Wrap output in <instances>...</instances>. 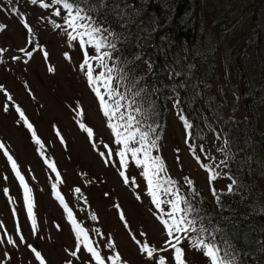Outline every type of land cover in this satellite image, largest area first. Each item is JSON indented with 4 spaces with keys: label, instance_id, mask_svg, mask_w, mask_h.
<instances>
[{
    "label": "rangeland",
    "instance_id": "rangeland-1",
    "mask_svg": "<svg viewBox=\"0 0 264 264\" xmlns=\"http://www.w3.org/2000/svg\"><path fill=\"white\" fill-rule=\"evenodd\" d=\"M162 1L166 3L168 0ZM41 2L48 3L49 8H41ZM191 2L199 8L208 35L197 43L195 50L197 55L216 60L215 70L208 65L205 77L219 100L217 105L222 107L226 115L235 113L238 108L234 88L227 87L230 75L226 72L223 60L225 46L249 25L248 15H255L258 30L254 32L252 41L256 42L248 43L250 49L239 56L246 74V79L242 75L241 88L250 84L254 85V89L260 88L259 101L264 100V7L247 9L252 0ZM51 3L52 0H38L37 5H32L30 0H0V26H4L0 28V143L12 154L31 190L38 228L33 234L23 188L12 168L7 169L0 153V240L11 238L19 243L16 234L19 225L27 244H31L46 258V264H66L68 261H72V264H88L90 257L86 251H81L78 257L70 255L76 245L72 224L75 219L68 215L65 209L67 205L68 210L72 206L79 219L90 229L89 239L97 246L102 257L119 253L122 260L117 261V264L125 261L127 264H154L138 250V244L129 235L132 232L137 240L154 249L161 248L165 240L163 227L156 221L150 205L143 197L147 192V181L125 183L111 166L102 162L79 132L73 115L77 108L84 114L85 124L98 139L108 143L112 141L101 116L99 100L87 88L78 72L81 58L70 46L71 39L63 25V10L59 8L60 16L54 15L58 7ZM14 7L17 9L16 14L12 12ZM212 11L217 18L211 14ZM137 15L136 36L140 38L142 35L141 45L149 47L148 36L154 32V21L141 11ZM25 22L33 28V36H29L23 26ZM251 23L254 24V21ZM56 24L61 27L57 29ZM30 40L33 43H29ZM22 48L25 51H21ZM27 52H31V57ZM258 55L260 60L256 64ZM178 57L187 70L182 49ZM8 103L19 106L18 119L11 111L4 110V104ZM168 108L165 131L158 148L163 162L162 176H170L183 189L184 180L190 179L201 197L212 203L211 187L216 193L224 194L228 191L229 181L217 179L209 183V174L204 167L197 165L196 160L203 165L206 159L218 155L222 149L221 139L215 137L210 123L203 124L202 121L197 137L198 142L204 141L206 152H197L195 158L190 156L184 127L174 111L172 100L168 101ZM21 113L24 115L21 116ZM236 116L239 119L243 113L239 111ZM25 121L32 125L31 129H24ZM255 124H258V135L264 140V101L257 110ZM33 132L36 133L35 138ZM34 139H39L41 144L37 145ZM258 153L254 178L264 194V151ZM48 164L58 167L60 178H64V187L56 179L57 170L53 172ZM80 165L87 176L103 184L91 189L94 202H89L90 193L76 176V168ZM68 186L80 189L90 203L88 208L81 206L83 201L65 189ZM102 192L109 195L106 200L100 198ZM57 193L66 203L61 204ZM121 216L125 219L122 220ZM27 244H20L19 248L7 243L0 244V264H38ZM5 252L8 253L7 257ZM164 254L169 257V253ZM187 260L189 264H206L199 254L192 251H187Z\"/></svg>",
    "mask_w": 264,
    "mask_h": 264
},
{
    "label": "trees",
    "instance_id": "trees-1",
    "mask_svg": "<svg viewBox=\"0 0 264 264\" xmlns=\"http://www.w3.org/2000/svg\"><path fill=\"white\" fill-rule=\"evenodd\" d=\"M75 2L87 11L96 24L102 27L103 36L115 42L114 49H106L111 52L113 58L107 60L106 63L108 67L113 69L114 84L117 83L118 73L124 76V79L119 81L121 84L120 91L124 93L125 97L120 101L124 105L120 112H124L125 109L132 112L139 122L140 130L148 131L150 139L155 136L157 148L150 150L151 156L159 157L162 162L158 148L168 119L169 100H172L174 111L179 117L182 127H184L185 143L188 145L190 156L195 158L197 152L201 154L206 152L204 141L198 142L197 132L202 121L203 124L210 123L215 137L221 139L222 149L218 155L206 159L203 165L211 168L216 174L215 181L217 179L229 181L228 191L224 194H218L215 191L216 195L214 196V188L211 187L213 202L208 203L201 197L193 183L191 187L188 185L189 179L184 180L183 189L179 182L170 179V176L164 178L161 171L158 172L157 178L161 181H172L171 188L173 190L179 189L180 193L186 196L192 205L199 210L203 217L204 227L209 230H218L214 233L217 235V243L220 242L219 237H225L231 242V251L236 258V264H264V194L257 186L254 178L257 165L256 156L259 151H264V140L261 135H258V124H255V122L257 123V110L264 100L259 101L260 88L254 89V85L251 84L241 88L242 75L246 79V74L239 61L241 53L244 55L250 49L247 44L256 42L252 41L254 32L258 30L255 15H248L249 25L245 26L236 37L233 36L225 46L223 60L226 72L230 75L227 78V87L234 88L238 108L235 113L226 115L221 109L222 107L217 105L219 100L215 97L210 81L205 77L208 65L211 66L212 70H215L216 60H210L204 55H197L195 50L197 43L201 39L207 38L208 35H206L205 20L202 18L199 8L191 0H168L166 3L162 0H75ZM51 5L54 4L51 3ZM56 6L63 10L62 5ZM263 7L264 0H252L247 9ZM139 11L145 16H151L154 21V32L148 36L149 47L141 45L140 38L143 37L142 35L140 38L136 36L138 31L137 12ZM63 13L65 17L64 10ZM211 14L217 18L214 11ZM252 21L254 24L251 23ZM63 25H65V19ZM66 32H71V29L66 28ZM72 35L77 34L72 33ZM70 46L81 58L78 64V72L87 88L96 97L95 85L90 86L86 76V68L81 67L85 60L84 50L81 48L78 39H71ZM181 49L185 56V64L188 66L187 70L179 62L178 55ZM88 51L92 56H95L91 47L88 48ZM259 60L260 56L258 55L256 64ZM89 64L93 66L94 76L102 71L107 72V68H102L96 60H89ZM100 87L101 92L104 93L103 85ZM137 92L139 95L134 96V93ZM104 95L109 105L114 104L113 100H109L107 93ZM133 99L135 100V107L140 109L139 112L134 111L133 107H129ZM4 106L5 111H11L17 119L19 118L17 115L18 105L8 103ZM239 111L243 113V116L237 119L236 114ZM100 112L109 132L108 135L112 139L111 143L98 139L95 132L85 124L84 114L81 110L79 109V115H77L74 109V120L79 132L102 159V162L111 166L121 179L123 177L120 173L123 171L129 178L128 184L133 183L134 180L146 182L142 167L135 163L130 152L126 154L124 166L121 167L120 159L115 153L122 150L123 146L114 142L113 133L107 126L108 118L103 115L101 109ZM119 114L117 112L111 121L112 123L119 124ZM185 121L189 125L187 128ZM81 125L83 128L80 127ZM26 127L27 124L24 123V129ZM87 129L93 131V137L87 136ZM109 151L113 155L109 158V163L106 164L105 158L100 153L103 152L107 156ZM5 152L12 156L6 147L0 148L5 165L9 169L11 163L4 154ZM139 158L142 160L143 155L141 154ZM196 161L198 163L196 164L202 168L201 162ZM55 168L61 174L58 167L55 166ZM204 168L209 174L206 167ZM76 176L80 180V184L90 193L89 202H94V194H91L90 191L92 188L97 189L103 186V184L87 176L81 165L76 168ZM57 181L64 187V178ZM230 185L231 191H229ZM153 187L155 188V183ZM65 189L83 201L81 206L85 205L88 208L90 203L81 191H75L76 186H68ZM61 192L63 191L61 190ZM103 193L100 198L106 200L109 195ZM143 197L150 205L152 215L163 227L161 220L168 219L167 213L171 210L168 201L172 199V196L157 191L156 198L162 201L160 209H157L153 203L149 188ZM70 211L71 217L89 234L90 229L79 219L72 206ZM129 235L134 241L137 240L132 232H129ZM164 238L166 239L165 233ZM183 247L186 252L192 251L199 254L203 261L209 264V259L203 255L202 251L191 246V241H183ZM170 256L171 253H169Z\"/></svg>",
    "mask_w": 264,
    "mask_h": 264
},
{
    "label": "snow or ice",
    "instance_id": "snow-or-ice-1",
    "mask_svg": "<svg viewBox=\"0 0 264 264\" xmlns=\"http://www.w3.org/2000/svg\"><path fill=\"white\" fill-rule=\"evenodd\" d=\"M32 5H37L38 0H30ZM53 4L62 5V8L65 12V26L68 29H71V32L68 33L69 38L72 40L79 41L81 48L84 50L85 60L81 65L82 68H86V76L88 82L91 85H95L94 92L96 97L99 100L100 109L105 117L108 118L107 126L110 128L114 136V142L117 145H122V150H119L115 153L120 159L121 167L124 166V159L126 154L130 152L131 157L134 159L135 163L142 167L143 176L145 177L149 194L153 198V203L157 209L161 208V200L156 198L157 191H160L164 194H170L172 199L168 201L170 205V211L167 213L168 219L161 220L163 229L165 232L166 239L163 242V245L159 249L151 248L149 244L143 243L139 240H135L138 244V250L146 256L149 260L153 261L154 264H189L187 260V252L183 247V241H191V246L197 250H201L203 255L209 259V264H236V258L231 251V242L225 237H219V243H217V235L214 233L218 232L217 229L209 230L204 227L202 220L203 217L200 215L199 210L192 205L190 200L182 195L179 189L173 190L171 184L173 183L170 180H159L158 172L163 170V164L159 160V157H153L150 155L151 149L157 148L156 138L153 136L149 138L148 131L140 130L139 122L136 120V117L132 112L125 109L124 112H120L121 108H124V105L121 104V100L125 99L124 93L120 91L121 84L119 81L124 79L123 75L117 74V83H113L114 77L112 75L113 69L108 67L106 61L113 59L111 52L106 49H114L115 42L109 40L108 37L103 36V29L100 25L96 24L93 21L92 17L88 15L87 11L82 7L78 6L75 0H52ZM39 6L44 9L49 8L48 3H39ZM13 14L17 13V9L12 8ZM54 15L60 16L61 11L59 8L54 10ZM29 36H33V28L25 22L24 25ZM4 26H0L2 28ZM55 27L59 29L60 24H56ZM76 33L77 35H72ZM29 43H33L31 40ZM39 47L38 45H34ZM95 52V56H92L88 48ZM25 51V49H21ZM31 57V52L26 53ZM47 57V52L44 53ZM13 59L19 60V57H14ZM89 60H96L99 62L102 68H107V72H100L94 76L93 66L89 64ZM101 85H103L104 93H107L109 100H113L114 104L109 105L105 100L104 93L101 92ZM139 95V92L134 93ZM11 99V97H9ZM129 107H133L134 111L139 112V107H135V100L133 99L129 104ZM19 111V109H17ZM77 115H79V109H75ZM119 112V124L112 123V119ZM21 116L24 114L21 113ZM27 124V121H25ZM29 129L32 128L31 124H27ZM83 128V125L80 126ZM185 127H189L187 121H185ZM87 136L89 138L93 137V131L91 129L86 130ZM32 136L35 138L36 133L33 132ZM34 142L37 145L41 144L39 139H34ZM5 145L0 143V148H4ZM7 159L11 163V168L15 173L16 178L18 179L20 185L23 188V197L26 205L27 216L31 222V230L35 234L38 230L36 217L33 213V203L31 199L30 192L31 190L28 187V184L25 182L24 176L21 175L20 170L17 168V162L8 155L7 152L4 153ZM143 155L141 160L139 157ZM102 157L105 158V163H109V158L113 155L109 151L108 155L105 156L103 152L100 153ZM199 159V157H197ZM158 165V167H157ZM209 172V183L217 178L216 174L212 171L211 168H207ZM48 167L55 172L56 168L52 164H48ZM152 173L151 175L149 173ZM120 175L123 177L124 182L128 183L129 178L122 171ZM56 179H60L59 173H57ZM235 182V181H233ZM155 183V188L153 187ZM188 185L191 187L192 181L189 179L187 181ZM167 185V186H164ZM55 189V185H53ZM231 185L229 186V191H231ZM7 191V190H5ZM76 192H80V189H75ZM214 196L216 195L215 190H213ZM107 195V193L105 194ZM57 199L60 200L61 204L64 203L63 198L60 197L59 193L56 194ZM65 209L68 211V215L71 217L72 213L68 210L67 205ZM121 219H125L124 216H121ZM73 230L76 236V245L75 249L70 252L72 257H78V254L81 251H86L89 254L88 264H117V261H121L122 257L119 253L114 256L102 257L100 251L97 250V246H94V242L89 239L88 233L85 232L83 228L76 223L75 220L72 221ZM16 234L19 236V243L14 241L11 238L5 240H0V244L7 243L13 245L14 247L19 248L20 244H27L25 236L22 234L21 227L17 225ZM83 234V235H82ZM8 235L7 233L5 234ZM105 246H109L106 244ZM114 247V245H112ZM27 247L32 253H34V259L38 264H46V258L31 244H27ZM164 253H171L170 258ZM5 257L8 256V253H4ZM66 264H72V261L66 262ZM127 264V262H123Z\"/></svg>",
    "mask_w": 264,
    "mask_h": 264
}]
</instances>
